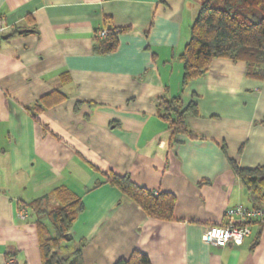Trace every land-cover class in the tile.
Segmentation results:
<instances>
[{"label":"crops","instance_id":"crops-1","mask_svg":"<svg viewBox=\"0 0 264 264\" xmlns=\"http://www.w3.org/2000/svg\"><path fill=\"white\" fill-rule=\"evenodd\" d=\"M203 1L0 0V264H42L38 220L55 230L28 205L55 207L60 186L85 203L68 242L84 264L135 249L152 264H264L260 217L242 242L204 238L229 207L254 208L229 157L264 165V79L216 58L183 85L180 55ZM106 27L124 29L109 53L97 48ZM46 95L48 106L29 109ZM175 96L198 113L186 116L191 136L172 141L159 103ZM113 173L174 193V217L149 215L107 181Z\"/></svg>","mask_w":264,"mask_h":264},{"label":"trees","instance_id":"trees-1","mask_svg":"<svg viewBox=\"0 0 264 264\" xmlns=\"http://www.w3.org/2000/svg\"><path fill=\"white\" fill-rule=\"evenodd\" d=\"M103 29L107 34L101 37L99 31ZM100 30L97 34L102 40L97 48L106 53L117 50L120 45L119 34L124 29L106 27ZM216 58L244 61L248 76L264 79V0L203 1L191 26L190 40L180 55L183 62V85L206 74ZM160 100L159 116L172 130V141H177L179 134L191 136L186 116L188 113H198L196 103L191 102L183 108L178 96L171 99L160 97ZM48 101V96H43L29 109L40 111L48 106ZM229 162L246 188L252 206L255 208L264 205V165L242 167L232 157H229ZM107 181L140 204L149 215L161 219L174 217L177 203L174 193L149 189L135 182L130 174L113 173L107 177ZM53 198L57 202L53 208L48 207L45 201L47 198L28 205L41 216H46L55 230L52 234L41 218L38 220L42 264H84L82 249L64 254L62 247L68 248V242L72 239L71 228L85 210V203L80 195L66 186L56 188ZM114 264L152 263L148 254L135 249L128 257L119 258Z\"/></svg>","mask_w":264,"mask_h":264},{"label":"built area","instance_id":"built-area-1","mask_svg":"<svg viewBox=\"0 0 264 264\" xmlns=\"http://www.w3.org/2000/svg\"><path fill=\"white\" fill-rule=\"evenodd\" d=\"M8 28L3 17H0V33H3ZM106 30H100L101 37L106 36ZM20 215L26 217L28 210L22 208ZM226 214L230 217V221L226 224H210L206 227L204 238L210 243L216 245H227L230 243L242 242L243 239L250 233L248 218L260 217L264 219V207L251 208L244 204H237L229 207Z\"/></svg>","mask_w":264,"mask_h":264},{"label":"rangeland","instance_id":"rangeland-1","mask_svg":"<svg viewBox=\"0 0 264 264\" xmlns=\"http://www.w3.org/2000/svg\"><path fill=\"white\" fill-rule=\"evenodd\" d=\"M245 202H247V201L245 200ZM62 249H63L64 254H67V252H69V251H67V250H69L68 248L62 247Z\"/></svg>","mask_w":264,"mask_h":264},{"label":"water","instance_id":"water-1","mask_svg":"<svg viewBox=\"0 0 264 264\" xmlns=\"http://www.w3.org/2000/svg\"><path fill=\"white\" fill-rule=\"evenodd\" d=\"M21 31H27V30L25 29V30H21Z\"/></svg>","mask_w":264,"mask_h":264}]
</instances>
